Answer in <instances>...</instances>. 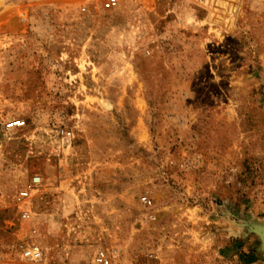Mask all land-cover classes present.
<instances>
[{
	"label": "rangeland",
	"instance_id": "1",
	"mask_svg": "<svg viewBox=\"0 0 264 264\" xmlns=\"http://www.w3.org/2000/svg\"><path fill=\"white\" fill-rule=\"evenodd\" d=\"M106 1L0 0V261L264 264V0Z\"/></svg>",
	"mask_w": 264,
	"mask_h": 264
},
{
	"label": "built area",
	"instance_id": "2",
	"mask_svg": "<svg viewBox=\"0 0 264 264\" xmlns=\"http://www.w3.org/2000/svg\"><path fill=\"white\" fill-rule=\"evenodd\" d=\"M116 5V0H107L104 4L105 9H112ZM24 123L22 121L18 122H10L3 123L2 130L4 132H10L17 128H22ZM61 134L65 137L69 136V133L61 131ZM29 193L27 191H20L14 196V204L23 209L22 217L24 220H29L30 213L28 211L29 201H28ZM142 202H146L145 199ZM35 234L34 230H30L29 238H33ZM9 252H14L20 261L24 262H38L41 259V251L40 248L33 243L31 240L28 242H18L16 245H12L9 248ZM94 264H110V260L105 251L99 250L94 255L93 259ZM0 264H3L0 261Z\"/></svg>",
	"mask_w": 264,
	"mask_h": 264
},
{
	"label": "water",
	"instance_id": "3",
	"mask_svg": "<svg viewBox=\"0 0 264 264\" xmlns=\"http://www.w3.org/2000/svg\"><path fill=\"white\" fill-rule=\"evenodd\" d=\"M251 232L254 233L260 240L261 246L264 249V227L263 226H254L250 228Z\"/></svg>",
	"mask_w": 264,
	"mask_h": 264
},
{
	"label": "bare ground",
	"instance_id": "4",
	"mask_svg": "<svg viewBox=\"0 0 264 264\" xmlns=\"http://www.w3.org/2000/svg\"><path fill=\"white\" fill-rule=\"evenodd\" d=\"M103 106L110 107V105L106 104L105 101H102Z\"/></svg>",
	"mask_w": 264,
	"mask_h": 264
},
{
	"label": "trees",
	"instance_id": "5",
	"mask_svg": "<svg viewBox=\"0 0 264 264\" xmlns=\"http://www.w3.org/2000/svg\"><path fill=\"white\" fill-rule=\"evenodd\" d=\"M249 262V261H248Z\"/></svg>",
	"mask_w": 264,
	"mask_h": 264
}]
</instances>
